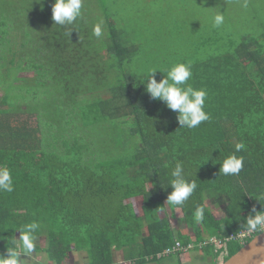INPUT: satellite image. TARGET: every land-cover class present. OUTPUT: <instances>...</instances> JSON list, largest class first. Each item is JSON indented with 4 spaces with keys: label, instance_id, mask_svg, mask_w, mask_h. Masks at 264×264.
<instances>
[{
    "label": "trees",
    "instance_id": "obj_1",
    "mask_svg": "<svg viewBox=\"0 0 264 264\" xmlns=\"http://www.w3.org/2000/svg\"><path fill=\"white\" fill-rule=\"evenodd\" d=\"M103 1L92 6L84 0L83 16L64 26L54 23L50 0L44 1L47 26L44 35L35 34L34 58L9 65L43 72L21 78L6 63L0 66V82L7 84L0 98V166L10 168L14 183L13 192H0L5 255L8 241L19 238L16 228L37 221L38 236L47 240L42 251L53 264H72L75 252H85L88 264H114L117 250L126 261L145 264L163 258L177 241L199 249L210 237L238 234L253 206L264 208L256 198L264 196V23L243 30L240 11L249 0L201 2L210 20L222 12L225 23L215 28L211 22L202 42L180 56L171 46L154 49L149 31L132 38ZM3 8L27 20L9 3ZM101 19L97 38L92 28ZM158 53L167 58L157 59ZM177 61L191 62L188 83L208 92L211 118L193 129L180 128L177 113L151 99L143 83L149 69ZM40 74L52 85L45 105L32 85ZM155 75L159 82L166 74ZM241 142L245 149L235 153ZM233 153L244 156V168L220 175V163ZM178 162L198 188L182 207L169 208L170 174ZM212 201L221 215L209 209ZM199 205L205 219L197 225L192 214ZM181 218L192 233L175 231L172 221ZM245 244L233 239L200 248L221 264Z\"/></svg>",
    "mask_w": 264,
    "mask_h": 264
},
{
    "label": "rangeland",
    "instance_id": "obj_2",
    "mask_svg": "<svg viewBox=\"0 0 264 264\" xmlns=\"http://www.w3.org/2000/svg\"><path fill=\"white\" fill-rule=\"evenodd\" d=\"M44 1L47 0H0V40L2 41L0 43V66L6 63V70L17 73V76L21 78H32L34 77L33 73L37 74V72H43L42 70L36 69H30V72L21 71L16 68V66L9 67V65L19 62L22 65H26L29 59L34 58L32 57L33 53L31 54L30 47L36 44L37 36H35V34L42 32L41 35H44L43 31H45L47 26L46 17L42 16V10H40V7L44 5ZM54 1L55 0H50L51 10ZM203 1L204 0H104L103 3H100V6L104 8V5H106L105 7L109 9V12L117 13L119 20L123 21L122 24H126L124 26V31L130 32L132 38L137 37L140 33L149 31L154 36L151 42L154 49L159 48L163 51L165 48L171 46V49L176 52L175 54L180 56L186 48H193L196 43L202 42L203 37H205L207 33L205 27H210L211 25V20L207 15L205 4L201 3ZM38 2L40 3L39 8L36 7ZM5 3H9L11 11L17 13L18 17L22 15V18L25 17L27 20L23 21L24 19H17L13 12L5 10L3 8ZM90 3L92 6H95L97 5V0H91ZM96 8L99 12V7ZM233 9H235V15L236 18H238L240 14L238 13V8L235 6ZM240 12L243 13L242 17L244 20L248 21H243L247 23L243 30H248V26L250 25L264 23V0H249L246 4L241 6ZM37 13H39V16H37ZM99 13L101 14V12ZM197 35H202V37L195 38ZM171 56H174V54ZM163 57L166 56L162 53L156 55L157 59ZM12 82L17 85L22 82V79H13ZM23 82L26 83V81ZM46 83L47 79L44 77V74H40L32 83V85H34V93L36 92L39 97L38 102L44 105L48 103V99L51 97L48 95V87L52 85L46 86ZM6 88L7 84L2 85L0 82V98L4 95V90ZM31 88L33 87L31 86ZM13 92H15L14 89ZM32 121L34 123L37 121L36 115L34 114L32 115ZM40 121L44 123L43 119ZM71 133L72 132H69L68 135ZM216 204L217 203L212 201L211 205L208 204L209 209L217 215H221L220 205H217V209L214 210L213 205ZM172 225L175 231H180L183 234L193 232L187 230V223L183 218L173 219ZM179 228L183 229L179 230ZM46 246L47 240L45 236L39 237L37 241V252L26 264H53L51 260H49L47 254L42 251ZM196 247L197 246L194 244L193 248L187 251L182 250L180 251L181 253H172L169 256L157 260L154 264H216L215 261L210 260V258H213L212 254H206L198 258L196 251H204H202L199 245V249ZM85 254V252H75L72 256L71 263L87 264V261H84L86 259ZM116 258L120 261L123 260L122 252H118Z\"/></svg>",
    "mask_w": 264,
    "mask_h": 264
},
{
    "label": "clouds",
    "instance_id": "obj_3",
    "mask_svg": "<svg viewBox=\"0 0 264 264\" xmlns=\"http://www.w3.org/2000/svg\"><path fill=\"white\" fill-rule=\"evenodd\" d=\"M83 5L84 0H55L52 5V20L56 25H72L83 16ZM211 22L213 27L220 28L225 23V16L222 12H217L211 18ZM103 23L101 19L92 28V34L97 38L103 36ZM158 70L166 74L159 82L155 75ZM192 76L191 62L177 61L165 68L149 69L143 82L151 99L164 102L168 109L177 113L180 128L193 129L211 118L205 110L208 92L204 88H196L188 83ZM245 147L244 143H237L235 153L241 152ZM235 153L227 156L220 163V175L235 176L244 168V156H238ZM170 175L169 186L172 191L167 195L166 206L169 208L182 207L196 192L198 184L196 180L187 176L181 162L176 163ZM13 191L14 183L10 168L0 166V192L11 193ZM256 198L264 205L261 202L264 196ZM160 210L163 211V207ZM192 217L195 224H202L205 219V206H197ZM241 227L246 232H255L253 237L257 235L256 232L264 234V208L257 210L253 206L248 216L244 218ZM16 230L20 233L19 238L13 235V238L8 241L7 254L0 253V264H26L37 252L41 225L37 221H32L19 226ZM22 257L25 258L22 259Z\"/></svg>",
    "mask_w": 264,
    "mask_h": 264
},
{
    "label": "water",
    "instance_id": "obj_4",
    "mask_svg": "<svg viewBox=\"0 0 264 264\" xmlns=\"http://www.w3.org/2000/svg\"><path fill=\"white\" fill-rule=\"evenodd\" d=\"M221 264H264V234L255 235Z\"/></svg>",
    "mask_w": 264,
    "mask_h": 264
},
{
    "label": "built area",
    "instance_id": "obj_5",
    "mask_svg": "<svg viewBox=\"0 0 264 264\" xmlns=\"http://www.w3.org/2000/svg\"><path fill=\"white\" fill-rule=\"evenodd\" d=\"M255 232H252V233H249V232H246L245 230H242L240 231L238 234H234V235H231V237H228V238H219V237H210L206 240H204L203 242H201L199 244V246L202 248L203 246H208V245H227V243L230 241V240H237L239 241L240 243L244 244L246 243L250 238L253 237ZM194 245L193 244H188L187 246H183L182 243L180 241H177L176 244L171 247V248H168L166 249L163 253H161L159 255V257L161 256H169L171 255L172 253H175V252H180L182 250L186 251V250H189L191 248H193Z\"/></svg>",
    "mask_w": 264,
    "mask_h": 264
},
{
    "label": "crops",
    "instance_id": "obj_6",
    "mask_svg": "<svg viewBox=\"0 0 264 264\" xmlns=\"http://www.w3.org/2000/svg\"><path fill=\"white\" fill-rule=\"evenodd\" d=\"M176 229H178V228H176ZM180 229H183V228H179V230H180ZM186 251H187V250H186ZM118 252H122V254H123V251H122V250L114 251V264H137V263H134V262H132V261H126L124 255H123V260H121V261L118 260V259L116 258V254H117ZM196 255H197L198 258H199V257L205 256L206 253L197 250V251H196ZM23 258H25V257H23ZM23 258H22V259H23ZM85 258H86V254H85ZM210 260H212V258H210ZM84 261H87V264H88V260H87V258H86ZM145 264H154V262H147V263H145Z\"/></svg>",
    "mask_w": 264,
    "mask_h": 264
},
{
    "label": "flooded vegetation",
    "instance_id": "obj_7",
    "mask_svg": "<svg viewBox=\"0 0 264 264\" xmlns=\"http://www.w3.org/2000/svg\"><path fill=\"white\" fill-rule=\"evenodd\" d=\"M212 261H216V259L212 258Z\"/></svg>",
    "mask_w": 264,
    "mask_h": 264
}]
</instances>
